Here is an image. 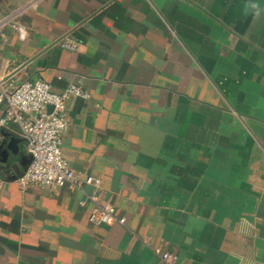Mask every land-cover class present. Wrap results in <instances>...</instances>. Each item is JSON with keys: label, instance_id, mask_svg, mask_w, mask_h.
Masks as SVG:
<instances>
[{"label": "crops", "instance_id": "1", "mask_svg": "<svg viewBox=\"0 0 264 264\" xmlns=\"http://www.w3.org/2000/svg\"><path fill=\"white\" fill-rule=\"evenodd\" d=\"M4 17L0 93L90 92L67 102L64 155L127 223H92L79 190L20 186L31 156L10 122L0 264H264V0H0Z\"/></svg>", "mask_w": 264, "mask_h": 264}, {"label": "built area", "instance_id": "2", "mask_svg": "<svg viewBox=\"0 0 264 264\" xmlns=\"http://www.w3.org/2000/svg\"><path fill=\"white\" fill-rule=\"evenodd\" d=\"M11 20L4 17L0 28ZM21 37L26 36L23 25L17 26ZM63 47L78 50L80 43L76 38L66 35L60 40ZM3 79L0 76V86ZM91 94L76 83H70L60 91L53 89L50 82L43 78L26 79L11 90L0 93V104L5 101V109L0 117V128L7 123L19 126L27 141L31 156L26 170L17 178L20 186L31 182L67 187L84 193L81 205L91 203L89 220L97 225L120 223L126 225L125 216L118 215L105 204L100 192L101 178L96 174L82 173L75 170L66 159L63 151L64 132L68 125L66 106L68 100L76 97L88 98ZM53 105L52 111L48 106ZM92 186L93 191H86L85 186ZM163 258L173 264L175 257L164 252Z\"/></svg>", "mask_w": 264, "mask_h": 264}, {"label": "water", "instance_id": "3", "mask_svg": "<svg viewBox=\"0 0 264 264\" xmlns=\"http://www.w3.org/2000/svg\"><path fill=\"white\" fill-rule=\"evenodd\" d=\"M52 109H53V105H49V106H48V110H49V111H52Z\"/></svg>", "mask_w": 264, "mask_h": 264}]
</instances>
